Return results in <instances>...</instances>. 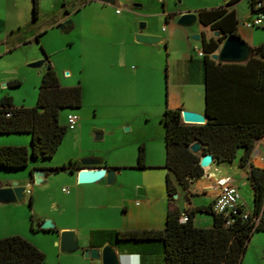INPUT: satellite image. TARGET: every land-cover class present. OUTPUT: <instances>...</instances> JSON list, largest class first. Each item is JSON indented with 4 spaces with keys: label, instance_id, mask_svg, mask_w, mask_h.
Returning a JSON list of instances; mask_svg holds the SVG:
<instances>
[{
    "label": "crops",
    "instance_id": "0c3cea01",
    "mask_svg": "<svg viewBox=\"0 0 264 264\" xmlns=\"http://www.w3.org/2000/svg\"><path fill=\"white\" fill-rule=\"evenodd\" d=\"M88 2L96 1L88 0ZM131 2L139 3V7L143 4V0H131ZM161 2V11L148 16L149 18H153V16L159 18L161 16L163 21L160 24V28L151 26L149 24L151 22L145 20L144 31L127 29L118 39L112 40L117 44L118 49H115L111 53L108 59L109 64H103L104 67L99 72L96 70L94 74L100 80L107 77L114 80L117 76L123 75L134 82H141L143 85L141 88H146L150 93H154L152 104L150 106L141 102L139 104L137 92H132L131 85L124 87V90L121 92H115L113 90L108 97V105H103L104 107H102L100 115L101 117L113 119L117 122L114 123V126L107 124L97 127L93 126L91 129V132L94 133L96 138L99 136L98 139H102L106 136L107 132H112L120 127L124 128V131L127 133L122 135L119 138V142L115 144L114 148L116 147V150L114 148L110 149L112 150V157L109 154L110 150L98 149L96 145L89 144L85 149L79 147L74 154H68V158L60 162L61 164H65L72 159L76 160L80 157H95L99 159L100 167L113 169L111 179L107 181L104 174L94 182L79 184L76 181L77 169L72 173L59 171L65 174L64 182L67 188L61 189L63 193L58 195L60 196L58 201L54 198L51 199L52 196L47 194V199H49L48 206L53 208L54 214H43V212H40L34 217L31 214L29 215L28 222L30 223L32 221L33 228H35L33 222L37 223L48 218L51 220L49 221L55 225V231L46 232H54L56 234L54 240L57 245L61 231L72 232V238L76 243V248L80 251V253L76 254L77 257L75 258L79 260L80 264H99V261L83 257L82 251L85 248L99 249L103 246H109L111 248L113 254L119 261L118 264H163L162 246L159 241L116 242L113 240L112 235L103 236L100 231L161 230L164 225L165 209L167 206L165 176H168L175 187V193L171 197V203L182 213L198 206H207L210 204L216 194V178L220 176L229 177L239 192V185L242 184L235 179L234 173L237 172L239 178L242 179L243 186H249L246 178L247 164L256 168L264 167V133L253 142L246 166L242 167L238 164L239 157L243 152L242 148H238L235 158L231 162L217 163L211 159L210 164L203 169V175L189 181L186 188H181L176 183L173 174L163 166L165 153L163 125L160 121L163 109L165 106L168 108H180L181 110L204 116L203 61L202 57L197 55V52L202 53L201 37L207 38L209 36H215L203 31L202 28L208 29V26H203L199 23L197 19V12L199 10L172 12L169 10L170 2H166V0ZM235 3L229 6H221H224L227 11L232 10L236 19ZM217 7L204 8V10ZM186 12H192L196 16L194 22L196 23L197 29H194L190 33H188L187 29H184L185 27L176 24L177 17ZM249 16L250 11L247 6V12L242 15L240 25L236 19L235 32L237 36L242 37L238 33V28H245L241 23L248 19ZM64 20H66V16L61 17L58 20V24ZM18 29L16 13L4 10L0 14V56L10 53L13 50L11 48L13 46L8 43V35H12ZM261 30L263 35L257 42H253L250 33L246 35V38L242 37V39L253 48L264 40V30ZM137 33L159 37L162 41L159 44L147 47L133 40V36ZM193 33L198 34L200 38L198 40L192 39L191 36ZM163 54L166 59V73L162 77L161 66L164 61L160 56ZM253 56L257 57L254 54ZM42 57L40 56V59ZM37 58L39 56H33V58L26 59L25 61ZM48 62L50 63L49 60ZM99 65L102 64L99 63ZM51 67L53 69L52 65ZM116 67L122 68L121 72L119 70L121 74L117 72ZM40 73L37 75L35 83L39 82ZM26 76L30 75L26 74ZM20 80H25V73L20 76ZM162 80L164 82V97L162 96ZM9 81L11 80L3 77L0 78V83L4 82L1 86L7 85L6 83ZM57 81L60 86H69L68 82H62L59 78H57ZM245 82L247 83V81ZM95 83L94 88L96 90L100 89V82L96 79ZM34 85L33 80V89H35ZM238 90L232 84L226 90L230 105L228 104L225 110L229 112V118H242L244 120L252 118L258 122H264V104L258 106V109L248 107L246 102H242V93L237 99ZM80 93L82 96L81 87ZM140 94L145 96L146 93L140 92ZM247 94L250 93L248 92ZM2 95L9 96L0 88V97ZM10 96L12 95L10 94ZM34 97L36 98V95L33 93L23 94L19 102L13 103L12 100L11 102L15 107H31L35 103ZM115 102L118 103L116 104ZM126 103L135 107H129ZM74 109L77 108L60 109L57 119L61 111L65 110L67 111L66 115H69L73 113L68 112V110ZM93 113V116H95V111ZM81 121L82 117L76 116L73 137L79 134L78 131L81 128ZM61 125H64V123ZM22 135L27 136L28 134H0V145H24L29 147L30 137L27 142L26 137H20ZM140 144L143 146V167H135L137 146ZM30 160L35 161L36 159ZM58 165H33L32 167L34 168H43L45 172V176L37 184L48 182V175L57 173L52 172L48 168ZM127 170H130L131 173L124 175V171ZM154 171H160L161 173H153ZM153 176H155V180ZM30 183L33 182L30 181ZM10 185H0V187ZM44 192L45 190L40 186L31 188L28 194V198L31 201L30 204L33 205L39 203L41 200H45ZM241 202L245 210H251V204L250 207H245L244 202L242 200ZM63 215L66 218L67 224L59 225L58 218H62ZM192 222L196 227H209L212 223V216L205 212H195ZM28 232L31 234L38 231H31L28 224ZM8 235H19L32 245H35L31 235L23 231L22 228L20 230H10L9 232H4L0 228V237Z\"/></svg>",
    "mask_w": 264,
    "mask_h": 264
},
{
    "label": "trees",
    "instance_id": "16d2710c",
    "mask_svg": "<svg viewBox=\"0 0 264 264\" xmlns=\"http://www.w3.org/2000/svg\"><path fill=\"white\" fill-rule=\"evenodd\" d=\"M237 0H226L229 6ZM251 0H247L251 6ZM224 6L199 10L197 19L216 37H201L204 86L203 124L182 123L180 108L164 107L160 121L163 125L164 163L173 174L176 183L186 188L189 181L203 175L198 160L205 154L217 162H231L238 148L243 152L238 164L246 166L253 142L264 133V122L252 118H229L227 109L230 86L238 88V97L248 107L258 109L264 104V40L252 48V55L241 63L212 60L209 56L217 49L225 34H235L236 19L232 10ZM36 0H31V18L36 17ZM206 17V18H205ZM58 25V24H57ZM40 33L33 36L37 42ZM42 71L37 85L35 103L31 107H15L11 97H0V134L26 133L30 137L29 147L24 145H0V169H21L29 159H48L56 150L66 132L65 125L58 123V111L63 108H78L81 103L80 85L60 86L47 56L41 50ZM256 55L257 57L253 56ZM247 81V83L245 82ZM232 82V83H231ZM230 83V84H229ZM18 86L17 80L6 83ZM250 94H247V93ZM231 101V99H230ZM239 101V100H238ZM251 116V115H250ZM242 117V116H241ZM193 142L200 145L197 153L189 151ZM135 167H143V146H137ZM76 161H68L59 166L49 167L52 172L72 173L78 169ZM31 168L28 172L30 178ZM247 180L251 191V210L246 219L234 218L224 226L221 217L210 210V206H198L184 211L186 218L179 222L180 211L171 203L175 187L165 176L167 206L164 225L161 230H141L110 232L100 231L103 236H113L116 242H137L157 240L162 246L163 264H239L248 239L255 231H264V167L256 168L247 164ZM30 180V179H29ZM30 208V198H28ZM195 212H205L212 216L209 227H196L192 218ZM31 231H55L41 229L39 224ZM44 254L19 235L0 237V264H43Z\"/></svg>",
    "mask_w": 264,
    "mask_h": 264
},
{
    "label": "rangeland",
    "instance_id": "374dc122",
    "mask_svg": "<svg viewBox=\"0 0 264 264\" xmlns=\"http://www.w3.org/2000/svg\"><path fill=\"white\" fill-rule=\"evenodd\" d=\"M161 1L163 0H143V4L139 7V3H133L131 0H112L110 4L88 2V0H63V2L61 0H36L37 13L35 19L32 20L31 0H0V14L4 10L15 12L16 22L19 26L18 31H15L12 35H8V43L13 46L11 47L13 50L0 56V78L3 77L19 82L20 76L25 73V80H20V84L17 87L1 86L5 81L0 83V88L4 90V93L13 96V98L10 96L12 102H19L23 94L33 93L36 95L38 83H35V79L43 67L30 68L27 64L40 59V56H43L41 50L53 66L57 78L62 82H68L69 86L79 83L82 90L80 106L77 109L68 110V112L82 117L81 128L76 137L72 136L75 128L74 130L67 129L60 144L48 160L38 158L33 161L29 159L25 168L0 169V185L15 183L19 186H27L28 190L38 186L45 190V200H41L39 203L33 205L30 204V208L27 203L28 194H25L22 201L18 203L0 204V228L2 231L9 232L10 230H20L21 228L23 231H26L31 235L35 243L34 246L44 254V264H80L79 260L75 258L77 257L76 254L80 253V251L78 248L60 250L54 240L56 238L54 232L38 231L31 234L28 232L30 214L33 217L40 212H43V214H54L53 208L48 206L49 199H47V194L52 196L51 199L54 198L58 201L60 198L58 195L63 193L61 189L67 188L64 182L65 174L60 172L49 174L48 182L35 184L30 183L28 172L31 168H34L32 167L33 165L37 164L45 166L50 164L61 165L60 162L66 160L69 156L68 154H74L79 147L85 149L89 144L96 145L98 149L102 150L114 148L115 144L119 142V138L127 133L123 127L112 132H107L106 136L102 139L96 138L94 133L91 132L93 126L97 127L107 124L114 126V123L117 122L100 115L101 109L104 107L103 105H108V97L113 90L121 92L124 90V87L131 85L132 92H137L139 104L140 102L146 103L149 106L152 104L154 93H150L146 88H141L143 86L141 82H134L123 75L117 76L114 80H111L109 77L100 80L94 74L96 70L99 72L104 65L109 64L108 59L111 53L115 49H118L117 44L112 40L118 39L127 29H138L140 23L145 24V20L151 22L149 23L151 26L160 28V24L163 21L161 16L159 18L155 16L149 18L148 16L161 11ZM167 1L170 2L169 10L172 12L201 10L225 5L226 3V0ZM247 6L246 0H238L234 4L238 24L241 21L242 15L247 12ZM116 8L118 9L117 12H115ZM63 16H66V19L70 20L71 24L59 30L57 28L58 20ZM181 27H185L184 29H187L188 33L197 29L195 22ZM202 29L205 33H209V35L213 34L209 29ZM144 30L145 28L142 29V31ZM36 33H40V36L38 41L34 42L32 38ZM238 33L243 38H246V35L250 33L253 42L259 41L263 35L261 29L238 28ZM193 35H196V33H193ZM242 37L240 38L242 39ZM244 42L248 45L246 41ZM33 56H39V58L25 61L26 59L33 58ZM160 57L164 61L161 66L163 77L164 73H166V59L164 54ZM99 63L102 65H99ZM116 68L117 72L121 74L122 68ZM26 74L30 76H26ZM96 79L100 82V89L97 90L94 88ZM33 80L35 89L32 88ZM140 92H145V96H142ZM150 96L151 98H149ZM162 96L164 97V82ZM115 103L117 104L118 102ZM129 107L134 108L135 106L129 105ZM94 111L96 113L95 116H93ZM66 113L67 111L65 110L59 113V123H64L65 125ZM20 137H26L27 142L29 140L28 135ZM114 150H116V147ZM109 154L112 157V150H110ZM82 158L72 159L71 161L74 160L79 163ZM130 173V170L124 171V175H129ZM153 173L161 172L154 171ZM234 174L235 179L242 184L239 185L241 200L244 202L245 207H250V188L249 186H243V181L239 178L237 172ZM153 177L155 180V176ZM47 220L50 219L48 218ZM58 224H67L64 215L62 218H58ZM33 226L36 227V222H33ZM239 264H264V231H255L251 234Z\"/></svg>",
    "mask_w": 264,
    "mask_h": 264
},
{
    "label": "water",
    "instance_id": "95a60500",
    "mask_svg": "<svg viewBox=\"0 0 264 264\" xmlns=\"http://www.w3.org/2000/svg\"><path fill=\"white\" fill-rule=\"evenodd\" d=\"M103 4H110L112 0H91ZM196 20V16L192 12H186L180 14L176 19V24L179 26H188ZM71 21L66 19L57 25L59 30L68 27ZM144 28V23H140L138 26L139 31ZM218 33L214 32L213 36H217ZM192 39L198 40L200 37L198 34L192 35ZM133 40L144 46H153L161 43L162 39L155 36L143 35L137 33L133 36ZM252 55V48L247 45L239 36L235 34H225L221 42L219 43L218 49L210 54V58L219 62H230V63H241L246 61ZM42 59L30 62L27 64L30 68H40L42 66ZM182 123L186 124H203L204 116L198 113L181 110L179 114ZM99 138V136H98ZM192 153H197L200 150V145L197 142H193L188 147ZM211 155L205 154L198 160V165L201 168H206L211 162ZM79 168L76 171V181L79 184L91 183L100 179L104 174L106 180L111 179L113 169L100 167L99 159L95 157H83L80 159ZM45 176L43 168H33L30 175L31 182L37 184ZM24 186L16 185L12 183L10 186L0 187V203H13L19 202L23 199ZM174 196V194L172 195ZM39 228L51 229L53 224L49 220H43L39 224ZM58 247L60 250L76 249V243L72 238V232L61 231L59 233ZM82 255L85 258L99 261V264H118L119 261L113 254V251L109 246H103L101 248L89 249L85 248L82 251Z\"/></svg>",
    "mask_w": 264,
    "mask_h": 264
},
{
    "label": "built area",
    "instance_id": "2783aa9c",
    "mask_svg": "<svg viewBox=\"0 0 264 264\" xmlns=\"http://www.w3.org/2000/svg\"><path fill=\"white\" fill-rule=\"evenodd\" d=\"M247 1V0H246ZM251 6H248L250 16L242 21V26L248 29L264 30V0H251ZM249 5V4H248ZM118 9L115 10L117 12ZM201 56V52H197ZM76 123V116L73 114L66 115V129H73ZM216 194L210 202V210L219 215L224 226H228L234 218L246 219L248 211L243 208L238 189L232 184L227 176H220L215 179ZM23 193L29 194L27 186H24ZM186 218L185 212L180 213L178 221L183 222Z\"/></svg>",
    "mask_w": 264,
    "mask_h": 264
},
{
    "label": "flooded vegetation",
    "instance_id": "af4514ba",
    "mask_svg": "<svg viewBox=\"0 0 264 264\" xmlns=\"http://www.w3.org/2000/svg\"><path fill=\"white\" fill-rule=\"evenodd\" d=\"M209 37H212V36H209ZM216 37V36H215Z\"/></svg>",
    "mask_w": 264,
    "mask_h": 264
}]
</instances>
